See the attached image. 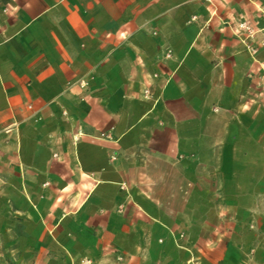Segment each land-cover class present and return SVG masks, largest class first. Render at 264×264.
Segmentation results:
<instances>
[{"label":"crops","instance_id":"crops-1","mask_svg":"<svg viewBox=\"0 0 264 264\" xmlns=\"http://www.w3.org/2000/svg\"><path fill=\"white\" fill-rule=\"evenodd\" d=\"M262 29L264 0H0L31 264H264Z\"/></svg>","mask_w":264,"mask_h":264},{"label":"rangeland","instance_id":"rangeland-1","mask_svg":"<svg viewBox=\"0 0 264 264\" xmlns=\"http://www.w3.org/2000/svg\"><path fill=\"white\" fill-rule=\"evenodd\" d=\"M247 32L251 34L253 31L249 30ZM258 33L264 44V29L258 31ZM8 197H12V195H4L3 191H0V264H31V261L36 263L38 257V259H41L39 261H45L47 256L45 253L38 254L34 252L31 254L26 248L30 246L31 242L35 244L37 238L31 236H36L38 232L36 223L29 221L28 217L15 215L13 205L7 204ZM20 217L23 218L20 219ZM37 240L45 241L44 238H38ZM20 247H22V250H20Z\"/></svg>","mask_w":264,"mask_h":264}]
</instances>
